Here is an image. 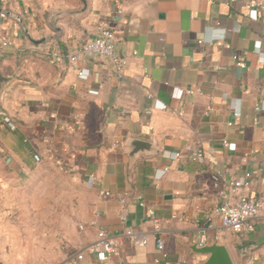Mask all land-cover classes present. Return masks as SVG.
I'll use <instances>...</instances> for the list:
<instances>
[{
    "label": "crops",
    "instance_id": "1",
    "mask_svg": "<svg viewBox=\"0 0 264 264\" xmlns=\"http://www.w3.org/2000/svg\"><path fill=\"white\" fill-rule=\"evenodd\" d=\"M68 1L0 0V69L13 77L0 166L23 176L36 156L68 161L94 193L90 215L53 264H201L190 246L202 232L235 264H263L262 218L236 234L214 211L224 184L241 181L264 213V0H88L86 13L57 16L81 8ZM102 26L128 61L123 80L108 60L67 59ZM81 69L89 75L79 77ZM131 139L154 151L131 159ZM197 149L204 157L192 161ZM150 211L163 251L154 238L146 247L124 239L105 263L88 252L76 263L100 231L153 235Z\"/></svg>",
    "mask_w": 264,
    "mask_h": 264
},
{
    "label": "rangeland",
    "instance_id": "2",
    "mask_svg": "<svg viewBox=\"0 0 264 264\" xmlns=\"http://www.w3.org/2000/svg\"><path fill=\"white\" fill-rule=\"evenodd\" d=\"M2 167V263L53 264L91 213L94 193L87 179L68 161L55 159L36 161L33 169L23 176Z\"/></svg>",
    "mask_w": 264,
    "mask_h": 264
},
{
    "label": "built area",
    "instance_id": "3",
    "mask_svg": "<svg viewBox=\"0 0 264 264\" xmlns=\"http://www.w3.org/2000/svg\"><path fill=\"white\" fill-rule=\"evenodd\" d=\"M253 6L258 5L254 4ZM88 56H95L108 60L112 65L116 78L119 80L124 79L128 67V61L120 53L116 45L115 32L112 28L108 26L99 27L95 37L86 42L75 53L67 55V59L72 64H78L85 62L86 57ZM240 66L242 68L246 67L245 64H240ZM88 75L89 71L87 69H81L79 71V77H87ZM91 93L95 95L98 94L97 92ZM263 109L264 107H262V110ZM5 121L9 126L13 127L8 118H6ZM181 157V154H176L172 159H179ZM188 157L192 161H201L204 157V153L201 149H197L191 152ZM35 159L37 162H40L39 157L36 156ZM246 187L247 184H244L241 181L224 184L219 192V196L223 202L214 211V215L219 218L222 227L236 234H249L253 232L255 229L254 222L259 218H262V223L264 224L262 202L256 198L250 197L246 193L240 192ZM102 195L109 196L110 193L102 192ZM149 215L155 223L153 235L128 230L123 235L111 236L104 231H100L98 239L78 253L74 260L76 263L81 262L84 259V253L88 252L95 255L99 262L105 263L110 257L119 251L124 239L130 240L135 246L146 247L152 238H154L157 249L163 251L164 243L158 238V233L160 232L159 220L155 217L153 211H150ZM196 241L200 247L208 244L207 232L200 233L197 236Z\"/></svg>",
    "mask_w": 264,
    "mask_h": 264
},
{
    "label": "water",
    "instance_id": "4",
    "mask_svg": "<svg viewBox=\"0 0 264 264\" xmlns=\"http://www.w3.org/2000/svg\"><path fill=\"white\" fill-rule=\"evenodd\" d=\"M81 8L75 11H62L57 16H79L87 12L89 8L88 0H79ZM30 41L34 45H39L44 41H34L29 37ZM13 77L5 75L0 69V116L6 115V111L3 107V94L6 87L12 82ZM130 149V157L134 159L136 156L146 154L154 151L152 144L148 141L140 139H131L128 142ZM190 250L193 254L205 257L206 260L201 264H235L231 256L229 249L225 245H221L215 241L210 244H206L202 247L199 246L196 241L190 246Z\"/></svg>",
    "mask_w": 264,
    "mask_h": 264
},
{
    "label": "trees",
    "instance_id": "5",
    "mask_svg": "<svg viewBox=\"0 0 264 264\" xmlns=\"http://www.w3.org/2000/svg\"><path fill=\"white\" fill-rule=\"evenodd\" d=\"M74 2L77 6H81L79 0H74ZM27 55H28L27 51L20 52L18 57L14 60V63L19 66L22 63V61L27 57Z\"/></svg>",
    "mask_w": 264,
    "mask_h": 264
}]
</instances>
